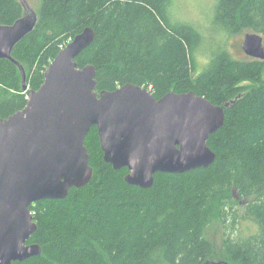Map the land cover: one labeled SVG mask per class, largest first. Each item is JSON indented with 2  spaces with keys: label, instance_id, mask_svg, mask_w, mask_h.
I'll list each match as a JSON object with an SVG mask.
<instances>
[{
  "label": "trees",
  "instance_id": "obj_1",
  "mask_svg": "<svg viewBox=\"0 0 264 264\" xmlns=\"http://www.w3.org/2000/svg\"><path fill=\"white\" fill-rule=\"evenodd\" d=\"M171 6V0H41L34 30L11 53L28 91L17 66L0 59V119L24 109L58 52L88 27L95 38L76 63L95 68L97 92L132 84L156 99L194 92L215 106L230 103L207 141L214 163L157 173L147 189L130 186L127 168L103 161L92 127L84 140L91 180L64 199L30 205L37 229L27 244L41 254L13 264H264V60L235 59L226 47L248 31L264 42V0H216L207 38L172 23ZM22 14L18 0H0V25ZM205 42L208 61L197 73L195 49Z\"/></svg>",
  "mask_w": 264,
  "mask_h": 264
},
{
  "label": "water",
  "instance_id": "obj_2",
  "mask_svg": "<svg viewBox=\"0 0 264 264\" xmlns=\"http://www.w3.org/2000/svg\"><path fill=\"white\" fill-rule=\"evenodd\" d=\"M18 1L22 16L0 25V59L17 66L22 90L28 91L25 70L11 53L34 30L38 15L26 0ZM94 38V31L84 28L51 61L40 88L29 90L24 109L0 119V264L40 256L37 244H27L37 229L30 205L64 199L70 189L89 183L93 170L84 140L92 127L103 161L114 170L127 168L124 181L130 186L147 189L157 173L183 174L215 161L207 141L223 126L230 103L215 106L194 92L156 99L132 84L97 92L95 68L76 63ZM241 49L264 60L258 34L246 33Z\"/></svg>",
  "mask_w": 264,
  "mask_h": 264
},
{
  "label": "rangeland",
  "instance_id": "obj_3",
  "mask_svg": "<svg viewBox=\"0 0 264 264\" xmlns=\"http://www.w3.org/2000/svg\"><path fill=\"white\" fill-rule=\"evenodd\" d=\"M26 1L33 10H35L36 12L39 10L41 0ZM215 1L216 0H171V22L177 23V21H181L187 25H191L199 30V32L204 35V38H207L208 21H212ZM246 33H250V31L245 32L242 35H236L227 41L226 47L228 49V52L235 59L246 60L250 58L246 56L241 49V44ZM206 41L209 42L208 40ZM207 42L201 45L200 50L198 49V46L195 49L197 73H200L203 70V68L206 66V62L208 61V56H206L207 53L202 51V46L205 47L209 45ZM210 234L211 238H213L214 240V243H218L220 235L218 227H213L210 230Z\"/></svg>",
  "mask_w": 264,
  "mask_h": 264
},
{
  "label": "built area",
  "instance_id": "obj_4",
  "mask_svg": "<svg viewBox=\"0 0 264 264\" xmlns=\"http://www.w3.org/2000/svg\"><path fill=\"white\" fill-rule=\"evenodd\" d=\"M34 213L33 212H31V215H33Z\"/></svg>",
  "mask_w": 264,
  "mask_h": 264
},
{
  "label": "bare ground",
  "instance_id": "obj_5",
  "mask_svg": "<svg viewBox=\"0 0 264 264\" xmlns=\"http://www.w3.org/2000/svg\"><path fill=\"white\" fill-rule=\"evenodd\" d=\"M86 28H88V27H86ZM69 42H70V41H69ZM69 42H68V43H69ZM64 47H65V46H64ZM64 47H63V48H64Z\"/></svg>",
  "mask_w": 264,
  "mask_h": 264
}]
</instances>
